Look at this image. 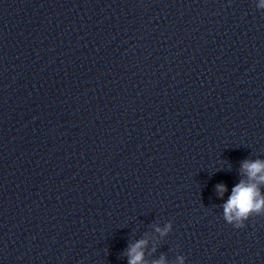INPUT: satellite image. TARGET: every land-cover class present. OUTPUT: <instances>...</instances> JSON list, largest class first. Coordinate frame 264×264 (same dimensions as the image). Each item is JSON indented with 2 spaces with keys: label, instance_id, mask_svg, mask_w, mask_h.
Here are the masks:
<instances>
[{
  "label": "clouds",
  "instance_id": "9594fccd",
  "mask_svg": "<svg viewBox=\"0 0 264 264\" xmlns=\"http://www.w3.org/2000/svg\"><path fill=\"white\" fill-rule=\"evenodd\" d=\"M257 7L264 9V0H260ZM242 172L248 179L241 180L232 188L231 195L223 205L224 220L236 228L244 227V222L252 216L264 215V194L260 191V185L264 184V160H245ZM216 188L220 195L227 190L223 184H218ZM146 243L147 241L140 240L130 246L127 253L129 264H144L142 249ZM179 260L183 264V258L180 257ZM154 264H164L163 258Z\"/></svg>",
  "mask_w": 264,
  "mask_h": 264
}]
</instances>
